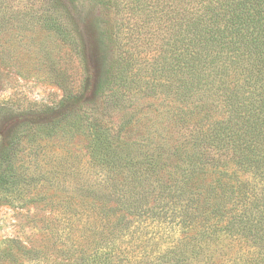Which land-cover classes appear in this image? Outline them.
<instances>
[{
  "label": "trees",
  "instance_id": "obj_1",
  "mask_svg": "<svg viewBox=\"0 0 264 264\" xmlns=\"http://www.w3.org/2000/svg\"><path fill=\"white\" fill-rule=\"evenodd\" d=\"M121 2L151 18L144 57L119 45L108 13ZM90 4L102 73L84 69L81 93L52 107L0 103V121L25 125L18 141L73 117L91 143L94 179L77 171L50 206L58 264H264V0ZM40 20L80 54L64 25ZM120 138L124 153H108ZM7 147L0 195L15 188ZM8 241L0 264H22L25 246Z\"/></svg>",
  "mask_w": 264,
  "mask_h": 264
},
{
  "label": "rangeland",
  "instance_id": "obj_2",
  "mask_svg": "<svg viewBox=\"0 0 264 264\" xmlns=\"http://www.w3.org/2000/svg\"><path fill=\"white\" fill-rule=\"evenodd\" d=\"M45 1L40 8V0H8L10 7L0 11V103L15 111L31 104L55 106L63 96L81 93L84 69L94 76L102 73L92 0ZM111 12L108 16L117 21L122 51L146 56L149 48L142 38L149 36L151 18L143 23L142 11L122 2ZM44 15L68 29L70 40L82 46L80 54L41 26ZM24 129L12 117L0 121L1 146L15 154L10 170L15 173L10 178L15 188L0 195V249L7 248L8 240H16L26 248L22 264H58L60 221L50 206L60 200L56 194L61 189L76 185L77 171L93 180L99 168L91 165V143L73 117L59 127L34 129L28 138L15 139ZM121 139L119 146L112 143L108 153H124L116 148L121 147ZM29 248L33 252H27Z\"/></svg>",
  "mask_w": 264,
  "mask_h": 264
}]
</instances>
